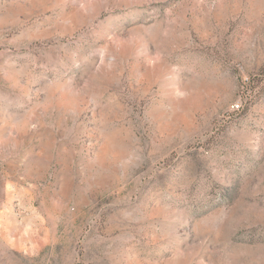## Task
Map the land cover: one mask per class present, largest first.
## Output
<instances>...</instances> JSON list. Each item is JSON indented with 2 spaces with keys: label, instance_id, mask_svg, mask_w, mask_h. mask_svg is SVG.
<instances>
[{
  "label": "rangeland",
  "instance_id": "374dc122",
  "mask_svg": "<svg viewBox=\"0 0 264 264\" xmlns=\"http://www.w3.org/2000/svg\"><path fill=\"white\" fill-rule=\"evenodd\" d=\"M0 264H264V0H0Z\"/></svg>",
  "mask_w": 264,
  "mask_h": 264
},
{
  "label": "built area",
  "instance_id": "2783aa9c",
  "mask_svg": "<svg viewBox=\"0 0 264 264\" xmlns=\"http://www.w3.org/2000/svg\"><path fill=\"white\" fill-rule=\"evenodd\" d=\"M239 108H240L239 105H234V106H233V109H239Z\"/></svg>",
  "mask_w": 264,
  "mask_h": 264
}]
</instances>
